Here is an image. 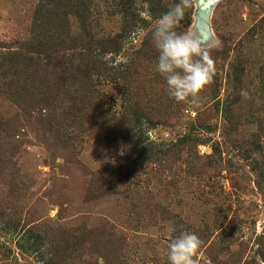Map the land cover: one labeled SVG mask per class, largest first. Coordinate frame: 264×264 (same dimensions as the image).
I'll list each match as a JSON object with an SVG mask.
<instances>
[{
  "label": "rangeland",
  "instance_id": "374dc122",
  "mask_svg": "<svg viewBox=\"0 0 264 264\" xmlns=\"http://www.w3.org/2000/svg\"><path fill=\"white\" fill-rule=\"evenodd\" d=\"M124 2L0 0V264H169L181 230L198 264H264V0H192L199 106Z\"/></svg>",
  "mask_w": 264,
  "mask_h": 264
},
{
  "label": "clouds",
  "instance_id": "9594fccd",
  "mask_svg": "<svg viewBox=\"0 0 264 264\" xmlns=\"http://www.w3.org/2000/svg\"><path fill=\"white\" fill-rule=\"evenodd\" d=\"M191 6L192 0L170 5L155 21L151 38L158 53L156 71L166 82L167 95L177 103L199 106L200 95L213 83L216 68L210 42L177 30ZM240 95L247 98L248 93L241 90ZM202 243L196 233L181 230L167 245L169 264H198L195 257Z\"/></svg>",
  "mask_w": 264,
  "mask_h": 264
},
{
  "label": "trees",
  "instance_id": "16d2710c",
  "mask_svg": "<svg viewBox=\"0 0 264 264\" xmlns=\"http://www.w3.org/2000/svg\"><path fill=\"white\" fill-rule=\"evenodd\" d=\"M132 1V2H131ZM138 1V0H137ZM140 4H145L148 6V11L151 15H153L155 18H159L164 12L168 10V7L174 3H178L179 0H139ZM138 2V3H139ZM136 0H125L124 2V14H125V20H126V27L128 29L127 33L129 32V29L132 28L134 25L133 23H137V20H139V9L136 7L138 5ZM192 10V6L185 11L184 20L181 21L180 28L177 29L178 31L181 30V25L185 23L186 26L190 24V12ZM145 22V20H142ZM125 27V30H126ZM183 27V26H182ZM124 38V35H121ZM151 36V34H150ZM152 39V38H151ZM120 41V38L113 39L108 42L102 43L101 45L105 48L107 46L106 50H109L108 45H117ZM105 45V46H104Z\"/></svg>",
  "mask_w": 264,
  "mask_h": 264
},
{
  "label": "water",
  "instance_id": "95a60500",
  "mask_svg": "<svg viewBox=\"0 0 264 264\" xmlns=\"http://www.w3.org/2000/svg\"><path fill=\"white\" fill-rule=\"evenodd\" d=\"M202 9H208L219 0H195Z\"/></svg>",
  "mask_w": 264,
  "mask_h": 264
}]
</instances>
